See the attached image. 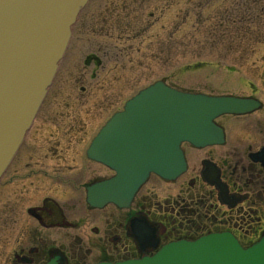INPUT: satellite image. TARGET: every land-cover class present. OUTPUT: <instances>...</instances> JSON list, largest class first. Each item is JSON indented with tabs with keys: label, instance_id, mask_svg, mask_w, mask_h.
Here are the masks:
<instances>
[{
	"label": "flooded vegetation",
	"instance_id": "flooded-vegetation-1",
	"mask_svg": "<svg viewBox=\"0 0 264 264\" xmlns=\"http://www.w3.org/2000/svg\"><path fill=\"white\" fill-rule=\"evenodd\" d=\"M146 1L88 0L80 10L56 75L0 178V247L10 244L6 264L122 260L210 233H229L248 247L264 235V101L255 92L238 95L256 97L259 108L216 118L222 141L182 144L186 168L174 180L150 174L122 208L88 200L87 188L113 174L89 154L96 133L127 99L162 78L140 82L143 69L102 59L176 55L168 39L150 38L164 29L176 37L175 23L155 25L163 12L156 5L145 10ZM137 22L143 26L130 31ZM65 56H85L75 76L71 59L63 66ZM259 76L264 85V69ZM87 77L94 80L88 87L82 84ZM133 220L152 229L151 241L136 239Z\"/></svg>",
	"mask_w": 264,
	"mask_h": 264
},
{
	"label": "water",
	"instance_id": "water-1",
	"mask_svg": "<svg viewBox=\"0 0 264 264\" xmlns=\"http://www.w3.org/2000/svg\"><path fill=\"white\" fill-rule=\"evenodd\" d=\"M85 1L0 0V177L50 85ZM258 106L251 97L152 83L112 115L92 141L91 156L115 173L91 186L88 199L126 206L151 172L174 179L185 169L183 141L194 146L218 142L222 129L215 117ZM134 225L138 240L153 239L150 228ZM98 264H264V236L243 249L228 233L209 234L168 243L139 259Z\"/></svg>",
	"mask_w": 264,
	"mask_h": 264
},
{
	"label": "rangeland",
	"instance_id": "rangeland-1",
	"mask_svg": "<svg viewBox=\"0 0 264 264\" xmlns=\"http://www.w3.org/2000/svg\"><path fill=\"white\" fill-rule=\"evenodd\" d=\"M144 3L147 11L154 10L155 5L161 7L162 19L155 25L175 23L176 37H169L168 29H164L150 35V38L168 39L169 46L174 43L176 55L104 56L103 64H123L124 69L131 71L143 69L145 77L140 82L162 77L170 84L187 90L237 94L255 92L264 101V85L259 76L260 70L264 69V56H260L264 50V0H149ZM241 22V27L236 28ZM141 26L143 24L139 22L132 23L130 31ZM84 58L65 56L63 66L71 59L68 68L75 76L85 65ZM126 78L131 82L136 76ZM90 82L94 80L87 77L88 84L84 81L82 84L88 87ZM0 238L2 241L5 239ZM9 249L8 242L1 245L0 264H6Z\"/></svg>",
	"mask_w": 264,
	"mask_h": 264
}]
</instances>
